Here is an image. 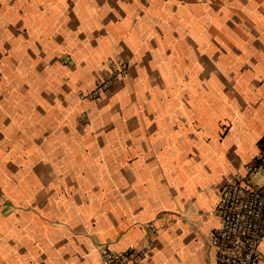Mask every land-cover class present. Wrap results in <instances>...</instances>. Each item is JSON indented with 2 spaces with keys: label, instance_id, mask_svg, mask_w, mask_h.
<instances>
[{
  "label": "crops",
  "instance_id": "obj_1",
  "mask_svg": "<svg viewBox=\"0 0 264 264\" xmlns=\"http://www.w3.org/2000/svg\"><path fill=\"white\" fill-rule=\"evenodd\" d=\"M263 141L264 0H0V264H217Z\"/></svg>",
  "mask_w": 264,
  "mask_h": 264
},
{
  "label": "built area",
  "instance_id": "obj_2",
  "mask_svg": "<svg viewBox=\"0 0 264 264\" xmlns=\"http://www.w3.org/2000/svg\"><path fill=\"white\" fill-rule=\"evenodd\" d=\"M129 64L123 58L110 59L94 88L82 93L83 98L98 99L117 80L127 76ZM220 226L212 233L211 243L216 250L217 264H258L259 246L264 238V141L258 156L244 165L241 172L228 177L221 189L217 204ZM156 227H151L155 232ZM146 247H130L117 252L110 247L103 250L109 264H147L143 258Z\"/></svg>",
  "mask_w": 264,
  "mask_h": 264
}]
</instances>
